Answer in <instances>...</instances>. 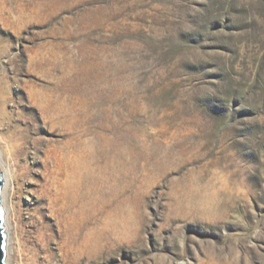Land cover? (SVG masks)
<instances>
[{"label": "rangeland", "instance_id": "rangeland-1", "mask_svg": "<svg viewBox=\"0 0 264 264\" xmlns=\"http://www.w3.org/2000/svg\"><path fill=\"white\" fill-rule=\"evenodd\" d=\"M21 2L17 64L64 58L63 89L34 70L7 108L43 150L31 96L58 94L65 161L29 155L7 264H264V0Z\"/></svg>", "mask_w": 264, "mask_h": 264}, {"label": "bare ground", "instance_id": "bare-ground-1", "mask_svg": "<svg viewBox=\"0 0 264 264\" xmlns=\"http://www.w3.org/2000/svg\"><path fill=\"white\" fill-rule=\"evenodd\" d=\"M35 20L34 8L25 7L21 0H0V173L3 179L0 204L3 211L1 226L5 236L3 264L8 263L13 253V223L10 216L13 210L8 200L16 188L15 185H19L22 180L30 176L28 172H31L35 163L28 162L29 155L31 154L30 157L34 159V162L37 158L40 160L41 157L39 166L43 170L51 171L52 167L59 164L64 169L65 140L63 139L65 134H60L58 130L53 129V127L57 128L59 123H64L65 111L62 98H59L58 94H54L53 91L44 92L41 89H37L36 94L31 96V100L41 111L43 123L49 127V137L42 139L45 142L43 150L38 148L37 127L31 119V115L34 114L32 109H23L24 116H21L18 114V112L21 113L20 110L17 112L7 108L9 99H12L9 93L13 85L21 80H36L37 75L32 74V71L37 69L50 77L54 71L59 72L58 87L55 88L58 89L59 94H62L64 58L55 61L53 58L36 56L29 60L25 69L26 65L22 68L21 64H17L19 56L12 53L16 39L24 37L26 41L28 39L31 41ZM11 53L14 55L10 56ZM23 75H26V79L21 78ZM29 75H32V78H29ZM62 127L60 125L61 129ZM50 142L59 144L54 146Z\"/></svg>", "mask_w": 264, "mask_h": 264}, {"label": "water", "instance_id": "water-1", "mask_svg": "<svg viewBox=\"0 0 264 264\" xmlns=\"http://www.w3.org/2000/svg\"><path fill=\"white\" fill-rule=\"evenodd\" d=\"M2 183H3V179H2V175L0 173V190L2 187ZM2 216H3V211L1 208V204H0V264H3V257L5 254V250H4V233H3V227L1 226L2 224Z\"/></svg>", "mask_w": 264, "mask_h": 264}]
</instances>
